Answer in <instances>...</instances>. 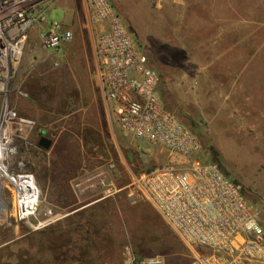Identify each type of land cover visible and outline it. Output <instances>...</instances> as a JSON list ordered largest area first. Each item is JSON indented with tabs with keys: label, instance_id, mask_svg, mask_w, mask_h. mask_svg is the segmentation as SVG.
Segmentation results:
<instances>
[{
	"label": "rangeland",
	"instance_id": "1",
	"mask_svg": "<svg viewBox=\"0 0 264 264\" xmlns=\"http://www.w3.org/2000/svg\"><path fill=\"white\" fill-rule=\"evenodd\" d=\"M111 1L161 75L165 107L198 137L201 159L216 153L215 164L264 225V0ZM47 19L73 40L46 50L40 34L48 23L31 28L9 84L11 107L35 128L16 144L8 167L35 176L39 199L35 218L23 224L13 221L3 195L0 264H140L137 256L141 264L153 257L194 264L150 205L129 196L132 175L170 158L110 120L94 73L100 29L87 25L82 0H56ZM41 137L51 141L46 151ZM55 234H66L67 244L57 245Z\"/></svg>",
	"mask_w": 264,
	"mask_h": 264
},
{
	"label": "built area",
	"instance_id": "2",
	"mask_svg": "<svg viewBox=\"0 0 264 264\" xmlns=\"http://www.w3.org/2000/svg\"><path fill=\"white\" fill-rule=\"evenodd\" d=\"M55 1L0 0V199L5 193L10 196V215L23 224L36 216L39 188L32 173L11 172L8 160L16 144L33 132L35 122L11 107L9 84L31 28L41 29L48 23L40 34L46 50H57L73 40L71 31L47 19ZM82 3L89 28L94 31L95 26H103L94 37L93 54L110 120L124 134L159 146L170 158L169 164L132 175L130 198L150 205L193 252L194 264H264V225L259 209L217 164L200 158L199 140L165 107L159 96V77L112 1ZM44 216L50 217L51 212ZM142 264L162 261L153 257Z\"/></svg>",
	"mask_w": 264,
	"mask_h": 264
},
{
	"label": "trees",
	"instance_id": "3",
	"mask_svg": "<svg viewBox=\"0 0 264 264\" xmlns=\"http://www.w3.org/2000/svg\"><path fill=\"white\" fill-rule=\"evenodd\" d=\"M146 53V52H145ZM147 55V54H146ZM150 68H152V67H150ZM153 69V68H152ZM154 70V69H153ZM155 71V70H154ZM156 73H157V75H158V77H159V80H160V87H161V84H162V77H161V75L157 72V71H155ZM162 99V98H161ZM163 101V100H162ZM168 109V108H167ZM171 111V110H170ZM172 112H174V111H172ZM174 114H175V116L180 120V121H182L181 119H180V116L177 114V113H175L174 112ZM185 125V124H184ZM186 126V125H185ZM187 127V126H186ZM193 133V132H192ZM194 134V133H193ZM195 135V134H194ZM196 136V135H195ZM196 138L198 139V137L196 136ZM199 140V139H198ZM210 163H218V158H217V155H216V153L214 152V151H209V156L206 158ZM226 175V174H225ZM228 176V175H227ZM229 177V176H228ZM233 180V179H232ZM234 181V180H233ZM235 182V181H234ZM236 183V182H235ZM243 193V192H242ZM244 195V194H243ZM244 197L246 198V196L244 195ZM247 199V198H246ZM248 200V199H247ZM66 237H67V235L66 234H55L54 236H53V239H55V242H56V244L57 245H59V246H65L66 244H67V242H66ZM137 261H139V263H141V258L140 257H138L137 256Z\"/></svg>",
	"mask_w": 264,
	"mask_h": 264
},
{
	"label": "water",
	"instance_id": "4",
	"mask_svg": "<svg viewBox=\"0 0 264 264\" xmlns=\"http://www.w3.org/2000/svg\"><path fill=\"white\" fill-rule=\"evenodd\" d=\"M38 147L42 150H48L51 146V141L45 137H41L38 141ZM6 207V204H5Z\"/></svg>",
	"mask_w": 264,
	"mask_h": 264
},
{
	"label": "bare ground",
	"instance_id": "5",
	"mask_svg": "<svg viewBox=\"0 0 264 264\" xmlns=\"http://www.w3.org/2000/svg\"><path fill=\"white\" fill-rule=\"evenodd\" d=\"M92 181H93V179H90L84 185H91ZM0 207H2V213H4V211H5V205L3 204V202H2L1 199H0Z\"/></svg>",
	"mask_w": 264,
	"mask_h": 264
},
{
	"label": "crops",
	"instance_id": "6",
	"mask_svg": "<svg viewBox=\"0 0 264 264\" xmlns=\"http://www.w3.org/2000/svg\"><path fill=\"white\" fill-rule=\"evenodd\" d=\"M103 26H97L98 30L101 29ZM94 56V54H93ZM94 73H95V62H94ZM95 78H96V74H95ZM96 81H97V78H96ZM97 84H98V81H97ZM99 87V85H98Z\"/></svg>",
	"mask_w": 264,
	"mask_h": 264
}]
</instances>
